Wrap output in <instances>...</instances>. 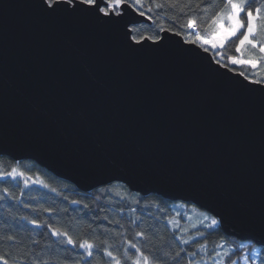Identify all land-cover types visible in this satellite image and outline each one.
<instances>
[{
	"label": "water",
	"instance_id": "obj_1",
	"mask_svg": "<svg viewBox=\"0 0 264 264\" xmlns=\"http://www.w3.org/2000/svg\"><path fill=\"white\" fill-rule=\"evenodd\" d=\"M36 2L0 0V155L81 191L121 182L191 202L227 216L229 237L257 235L233 208L264 206V88H240V71L175 32L161 35L183 58L127 51L126 26L151 22L129 2L97 30L50 21Z\"/></svg>",
	"mask_w": 264,
	"mask_h": 264
},
{
	"label": "trees",
	"instance_id": "obj_2",
	"mask_svg": "<svg viewBox=\"0 0 264 264\" xmlns=\"http://www.w3.org/2000/svg\"><path fill=\"white\" fill-rule=\"evenodd\" d=\"M128 2L131 4L132 0ZM156 2L157 0H144L140 11H144L147 16L152 15L153 19L150 23L132 26L133 35H155L158 29L162 28L172 29V32L183 30V37L186 40L192 39L188 37L187 30L181 27L187 17L179 15L178 10L168 6L156 9ZM223 3L224 0H216L214 8L208 7L207 11L198 14L197 31L201 35L210 32L211 17L220 10ZM173 16L177 17L174 22L171 19ZM234 48V44H226V47L220 50L223 53L220 57L211 51L215 59L221 60V64H230L228 58L236 54ZM232 67H235L236 71H245L246 74L252 75L253 79L264 78V72L259 70L253 74L240 66L230 65V68ZM14 168L17 173L23 172L24 175H0V256H3L8 264H22L28 256H31L33 261L39 260L41 264L45 261L48 264H63L65 261L66 264H77V261L84 264L83 250L67 244L62 236L52 235V229L68 231L69 235L78 241L91 239L93 236L99 240H107L108 245H111L110 250L114 255H120L122 260L124 250L128 247L126 240L130 239L138 246L143 243L142 238L135 236V232L140 230L149 231L151 241L147 245L148 248H160L165 246L167 241L171 247L165 250L175 251L184 247L189 253L197 252L196 262L206 255L211 256L220 245L233 247L230 252L232 260L239 257L240 261V257L252 252H256L257 256L264 260V249L251 241L229 237L219 225L216 228H208L209 220L216 217L191 202L171 201L153 193L142 195L121 182L100 186L89 192L81 191L73 183L57 177L34 160L16 161L9 156L0 155V173H11ZM25 180L28 181L27 185ZM5 188L9 190L8 193L3 191ZM202 215L208 218L204 221ZM32 220H37L39 226L33 224ZM170 220H175L180 227L169 223ZM153 228L155 235L151 232ZM173 233L175 240L172 239ZM8 236H14L15 240H8ZM181 236L184 239L191 236L192 242L183 245L179 239ZM200 244L206 245L205 252L199 248ZM127 255L134 258L135 250L129 249ZM87 260L92 264H111L106 254L98 253ZM0 264H3V261H0ZM128 264H131V261H128Z\"/></svg>",
	"mask_w": 264,
	"mask_h": 264
},
{
	"label": "snow or ice",
	"instance_id": "obj_3",
	"mask_svg": "<svg viewBox=\"0 0 264 264\" xmlns=\"http://www.w3.org/2000/svg\"><path fill=\"white\" fill-rule=\"evenodd\" d=\"M144 0H132V3L128 5V0H43V3H39L38 0L32 6L38 9L39 13L50 21L64 22L69 24H86L97 30L100 28H113L119 25L120 21L118 17L123 16L122 11H117L118 8L128 5L131 8H135L139 11L141 16L146 13L140 11L143 6ZM46 5V7H45ZM165 6L178 10L179 15L187 17L186 22L181 26L186 29L188 34L193 38L186 41L187 44L197 45L203 49L204 52L210 50L218 52L223 55L220 50L226 47V44L232 43L235 45L234 52L228 58L230 64L225 62L223 67L228 69L231 66H240L246 69L249 73H255L256 70L264 72V0H224L223 6L219 11H216L211 17L212 30L206 36L200 34L197 31V16L201 12L207 11L208 7H215L216 0H157L155 3L156 9H163ZM150 11V9H149ZM148 20H152V15H148ZM176 16L171 19L173 22L176 20ZM133 28L126 26L124 36V48L129 52H138L142 49H149L155 56L167 57L169 55H175L176 57L183 58L179 53H172L168 50L165 43V36L160 35L159 32L165 33L172 32V29H158L155 35H133ZM175 35L184 36L183 30H177ZM221 60L216 59L215 64L220 65ZM231 71L235 72L236 68L232 67ZM240 77H244L247 81L241 82L239 85L242 89L252 90L254 85H259L264 88V78L253 79L252 75L246 74L245 71L238 73ZM60 87L65 88V95L68 99H75L74 86L68 84L67 86L61 84ZM71 116V113H68ZM84 114H81L80 120L85 119ZM17 174L14 168L11 173L5 172L0 175H13ZM20 176L24 173L20 172ZM25 185L28 181H24ZM8 193V189L3 190ZM78 203V201H73ZM49 211H51L49 209ZM233 214L240 219V221L246 226L252 228L257 235L247 237L245 239L251 241L252 244L264 249V206H262L257 213L253 206L248 207H234ZM221 216L220 219L211 218L208 228H216L218 225L223 227L228 223V217L218 213ZM208 217H206L207 219ZM33 224L39 226L37 220L31 221ZM117 223H119L117 221ZM169 223L175 224L179 228V224L175 220H170ZM52 228L51 225H48ZM107 231V230H105ZM152 235H155V229H151ZM52 235L56 237H64L65 242L69 245H73L75 249H82L85 257L84 264H92L89 257H95L96 254H106L111 264H204L203 261L196 262L195 258L197 252H187L184 247H179L178 250L168 251L166 248H170L171 244L165 241V246L160 248H148L147 245L151 241L149 231L140 230L135 232L136 237L142 238L143 243L138 246L137 243H133L132 240H126L128 247L124 250V259H121L120 255H114L110 250L111 245H108L107 240H99L98 237L93 236L91 239L84 238L81 240L73 239L69 235L68 231H61L59 229H52ZM202 235V233H201ZM8 240L14 241V236H8ZM161 239H163L161 237ZM172 239L175 240V234L173 233ZM180 242L183 245H188L192 242V237L184 239L180 238ZM108 245L107 247H102ZM223 247V245H221ZM243 247V245H241ZM199 248L204 250L205 244H200ZM129 249L135 250V256H128ZM160 254L157 255L156 253ZM232 254L225 255L224 264H239V257L236 260H232ZM187 258V259H185ZM247 258V257H246ZM260 261V264H264V260H261L259 256L256 258ZM0 261L3 264H8V261L0 256ZM22 264H41L39 260L33 261L31 256L25 257ZM44 264H48L47 261ZM66 264V261L63 262ZM77 264H80L77 261Z\"/></svg>",
	"mask_w": 264,
	"mask_h": 264
},
{
	"label": "rangeland",
	"instance_id": "obj_4",
	"mask_svg": "<svg viewBox=\"0 0 264 264\" xmlns=\"http://www.w3.org/2000/svg\"><path fill=\"white\" fill-rule=\"evenodd\" d=\"M211 30H212V24H211V27H210V32H211ZM210 32L206 33L203 36H206ZM188 37L189 38H193L190 35H188ZM216 54H217V57L221 56V54L218 53V52H216ZM17 174L19 175V173H17ZM201 217L203 218L204 221L206 220V215H202ZM209 224H210V220H209V223L207 225H209ZM216 248H217L216 251L213 252V254L211 256L206 255L205 257L199 259L197 262L203 261L204 264H224L225 255L230 253L233 250V247H230L228 245H225V246L223 245V247H221V245H220V246H218ZM202 252H205V250H203ZM256 258H257V253L256 252H254V253L252 252L250 254H245L244 256L240 257L239 264H259L260 261H258Z\"/></svg>",
	"mask_w": 264,
	"mask_h": 264
}]
</instances>
